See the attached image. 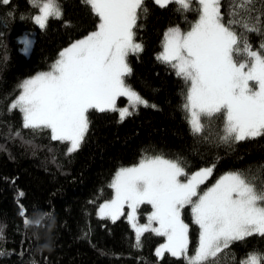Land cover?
<instances>
[{"label": "snow or ice", "instance_id": "1", "mask_svg": "<svg viewBox=\"0 0 264 264\" xmlns=\"http://www.w3.org/2000/svg\"><path fill=\"white\" fill-rule=\"evenodd\" d=\"M223 0H154L165 8L177 5L175 12L186 23L187 31L170 26L164 32L162 51L156 59L174 70L186 91L181 109L194 137L214 145H234L264 137V43L254 50L248 33L264 35V11L250 5L256 0H230L227 13L221 11ZM264 2V0H261ZM11 0H0L8 5ZM38 8L36 25L46 30L49 19L63 20L60 0H29ZM97 19L95 30L73 41L58 53L51 69L23 80L20 94L9 106L22 113L24 129L50 130L54 141L70 142L66 154L81 147L89 131L88 113L118 112V123L138 114L140 107L153 108L138 92L126 84L132 74L127 62L130 54L144 50L136 42L138 21L147 19L146 0H80ZM196 19L188 21V14ZM11 16V13L8 14ZM227 16V18H226ZM23 19V17H22ZM65 27H73L63 20ZM25 34L19 42L27 54L33 41ZM126 97L128 106L117 107V99ZM131 109V110H130ZM21 135L19 131L15 133ZM181 157L142 154L139 162L121 167L110 184L114 198L100 207L102 216L115 221L125 204L131 209L128 220L136 233L134 247H142L141 237L151 231L167 242L156 249L157 257L166 251L184 264H221L234 243L254 235L264 237V178L257 179L251 167L225 173L215 184L201 189L212 176L215 165L190 175ZM264 175V165L260 166ZM22 196L23 193H20ZM152 206L149 224L136 223L137 208ZM190 207L193 223L199 227L196 247L189 255V225L182 212ZM26 210L21 208V215ZM157 221L158 228H151ZM25 223L30 221L25 217ZM0 225V240L4 239ZM87 236V233L85 234ZM0 251V255H4ZM264 253L252 251L239 264H262Z\"/></svg>", "mask_w": 264, "mask_h": 264}, {"label": "trees", "instance_id": "2", "mask_svg": "<svg viewBox=\"0 0 264 264\" xmlns=\"http://www.w3.org/2000/svg\"><path fill=\"white\" fill-rule=\"evenodd\" d=\"M60 2L63 20H70L73 27H65L63 20L49 19L47 29L41 30L30 18L38 14V8L29 0L0 4V225H4L0 251L5 253L0 255V264H184L182 258L168 253L157 257L155 249L164 242L163 236L145 232L142 247L137 248L134 231L124 217L111 221L97 216L99 205L113 197V176L121 167L136 165L148 150L149 155L167 159L181 157L187 162L189 175L214 164L212 176L201 187L229 171L250 167L257 179L264 178L260 170L264 137L229 149L190 133L181 109L186 86L174 70L156 59L166 29L178 24L187 31L190 23L174 11L177 5L161 8L154 0H146L149 15L138 21L143 28L137 31L136 41L144 50L128 56L132 74L125 82L158 110L140 107L138 114L123 123H118V112L90 110L89 131L79 150L71 154H66V142L50 138L49 130L24 129L22 113L9 110L18 85L50 69L63 48L96 27L97 19L80 0ZM229 5L230 0H223L221 11L227 13ZM250 7L262 12L264 2L256 0ZM195 19V13L188 14L189 22ZM30 32L33 47L25 56L17 38ZM247 36L254 50L264 43V35ZM117 104L124 106L126 99L118 98ZM21 208L26 210L24 216ZM150 210L149 204H141V221ZM25 217L30 223H25ZM182 219L189 225L192 253L199 228L193 223L190 207L183 210ZM252 251L264 253V237L254 235L228 250L235 253L236 264ZM221 264H233L231 255L224 256Z\"/></svg>", "mask_w": 264, "mask_h": 264}, {"label": "rangeland", "instance_id": "3", "mask_svg": "<svg viewBox=\"0 0 264 264\" xmlns=\"http://www.w3.org/2000/svg\"><path fill=\"white\" fill-rule=\"evenodd\" d=\"M39 14V13H38ZM25 34H30L29 36H28V38L29 39H31L33 42H34V35H33V33H24V34H22L21 36H19L18 38H17V42L18 43H20L19 41L20 40H22L23 38H24V36H25ZM81 39V38H80ZM137 42V41H136ZM139 43V42H138ZM21 44V48H20V50L23 48V44L22 43H20ZM70 45V44H69ZM68 45V46H69ZM68 46H66V47H68ZM32 47H33V44H32ZM32 47H31V50L27 53V54H25L23 51H21L25 56H29L30 55V53H31V51H32ZM65 47V48H66ZM163 49H161V51H162ZM160 51V52H161ZM159 52V53H160ZM58 58V57H57ZM56 58V59H57ZM51 69V68H50ZM50 69H48V70H44V71H39V72H37V73H40V72H46V71H49ZM37 73H35V74H33L32 76H34V75H36ZM32 76H30V77H27V78H25V79H28V78H31ZM24 79V80H25ZM20 94V89H19V92H18V94H17V96ZM17 96L12 100V102L17 98ZM120 98V97H119ZM123 98H125L126 99V104L124 105V106H120V105H118L117 104V107H120V108H123V107H126V106H128V100H127V98L126 97H123ZM118 100V99H117ZM12 102H11V104H12ZM131 110V109H130ZM119 114V113H118ZM50 131V130H49ZM67 143V149H68V147H70V142H66ZM132 166H134V165H132ZM128 167H130V166H128ZM224 175V174H223ZM115 176V175H114ZM114 176H113V178H114ZM113 178H112V180H113ZM112 180H111V182H112ZM216 182V181H215ZM215 182L214 183H212V184H209V185H207V186H202L201 187V189L202 190H206L207 189V187H211L213 184H215ZM113 190V197L111 198V199H113L114 198V195H115V193H114V189H112ZM110 199V200H111ZM109 200V201H110ZM106 202H108V201H105V202H103V203H101L100 205H99V207L97 208V216L99 217V218H102V219H108V220H111V221H113L110 217H108V216H102L101 215V213H100V207H101V205H103L104 203H106ZM141 205H139L138 206V208H137V212H136V223L138 224V225H147V224H149V220H148V217L151 215V213H152V211H153V209H152V206L150 205V207H151V210L150 211H148L146 214H144V219H142V221H141V215H140V213H139V211H138V209H139V207H140ZM131 212V209L128 207V205L127 204H125L124 205V207H123V210H122V213L123 214H121L116 220H118V219H120L121 217H124L125 219H126V221L130 224V226H131V228L133 229V231H134V234H135V237H136V233H135V229L132 227V222L131 221H129L128 220V213H130ZM192 214V213H191ZM192 218H193V216H192ZM115 220V221H116ZM198 226V225H197ZM150 227L151 228H158L159 227V223L157 222V221H152L151 222V225H150ZM199 228V227H198ZM148 232H151V231H148ZM152 233H154V232H152ZM155 234V233H154ZM199 237V236H198ZM163 238H164V242L162 243V244H165L166 242H167V238L166 237H164L163 236ZM162 244H160L157 248H159ZM156 248V249H157ZM156 249H155V254H156ZM164 253H167L166 251L164 252ZM169 254V253H168ZM192 253H190L189 252V255H191ZM160 258V257H159Z\"/></svg>", "mask_w": 264, "mask_h": 264}]
</instances>
